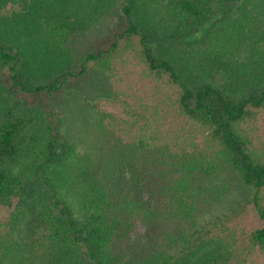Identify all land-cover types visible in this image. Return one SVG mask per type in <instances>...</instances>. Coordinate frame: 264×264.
Returning a JSON list of instances; mask_svg holds the SVG:
<instances>
[{"label":"trees","instance_id":"obj_1","mask_svg":"<svg viewBox=\"0 0 264 264\" xmlns=\"http://www.w3.org/2000/svg\"><path fill=\"white\" fill-rule=\"evenodd\" d=\"M65 1L17 0V8L0 15V83L33 99L54 98L75 82L105 73L119 43L125 42L134 47L147 70L168 86L171 102L201 138H191L190 148L181 146L178 152L156 150L141 139L138 144L147 156L142 176L131 172L133 183L123 196L96 192L88 203L93 208L82 219L55 195L44 168L35 170L42 177L44 193L24 210L15 229V239L18 236L27 256L21 260L16 255L18 245L7 247L3 234L6 248L0 249V264H11L14 258V264H116L114 257L120 250L116 246L128 240L134 216L144 225V240L137 239L132 247L133 254L140 251L142 258L156 264H245L247 253L233 248L235 237L212 231L222 225L224 219L218 216L226 211L210 209L236 187L246 192L262 222L248 232L247 241L264 252V161L240 129L255 108L264 106V31L255 24L264 17V0H241L229 13V0H166V7L158 6L154 13L157 16L140 13L135 0H119L126 22L111 30V41H93L86 47H75L79 29L63 18ZM150 1L163 0L143 3ZM161 21L181 27L180 35L209 37L207 43L212 36L217 48L222 45L220 57L214 50L208 65L202 63V70L189 72L164 53L157 35L152 36ZM6 29L10 31L4 34ZM239 46L250 49V64L231 69L222 52ZM39 105L32 102L31 110L37 111ZM16 127L17 122L8 117L0 122V158L11 153ZM49 130L45 129V138L52 155L57 138ZM11 184L0 170V202L14 193ZM13 231L11 224L9 244L14 241Z\"/></svg>","mask_w":264,"mask_h":264},{"label":"rangeland","instance_id":"obj_2","mask_svg":"<svg viewBox=\"0 0 264 264\" xmlns=\"http://www.w3.org/2000/svg\"><path fill=\"white\" fill-rule=\"evenodd\" d=\"M143 1L133 2L140 13L147 11L154 15L157 14L158 6L166 7V0L146 4ZM240 1H227L230 4L228 13L234 12ZM16 2L0 0V15L9 14L13 8H17L19 4ZM118 2L65 1L63 15L66 18H63L79 29L75 47H86L93 41L103 44L111 41V30L125 23L128 17L123 15L117 6ZM227 2H224L223 7H227ZM162 8H159L160 13ZM130 15L133 16V13ZM255 24L258 31H264V17H260ZM253 26H250L251 31ZM156 29L157 34L152 36L160 38L164 53L178 61L179 65L182 63L191 73L196 69L202 70V63L208 65L214 50L220 57L222 45L217 48L219 45L212 36L207 43L209 37L203 39L198 35H180L183 29L170 27L166 21H161L160 27ZM176 31L179 35H174ZM127 44L119 43L121 47L105 73L95 79L75 82L54 98L39 96L33 99L30 95L13 93L6 84L0 83V122L5 117L17 122L11 153L0 158V170L5 178L12 180L14 192L8 198L5 197V202H0V249L3 246L6 248V245H18L15 229L19 228L23 212L44 193L45 187L41 186L42 177L39 173L43 168L55 195L73 216L82 219L93 208L88 203L96 192L107 191L116 197L123 196L133 183L131 172L142 174L147 156L138 144L141 139L155 146L156 150L159 147L167 152H178L181 146L190 148L187 141L191 138L194 137L196 141L201 138L194 125L171 102L168 86L147 70L138 59L134 47ZM242 47L222 52L224 58H221L228 62L231 69H235L237 64H250L252 53L250 49ZM34 101L40 102L37 111L31 110ZM48 127L49 132L56 135L58 143L52 155L46 145ZM240 129L248 140V146L264 161V106L255 108L253 115L240 123ZM48 156L51 159L46 161ZM38 164H42L40 168ZM142 195H145L144 191ZM210 211H226L218 216L219 220L224 219L222 225L214 226L212 231H219L229 238L235 237L233 248L237 252L241 249L247 253L245 264H264V252L247 241L248 232L262 222L241 187L227 191ZM132 220L128 240L116 246V249H120L114 257L116 264H156L146 257L142 258L140 251L133 254L135 241L144 240L141 237L144 225L139 217L134 216ZM11 224L14 226V241L9 244L11 234L8 229ZM3 234L7 235L6 245L2 241ZM16 255L21 260L27 256L20 245ZM14 261L15 258L11 264ZM23 264L27 262L23 261Z\"/></svg>","mask_w":264,"mask_h":264}]
</instances>
